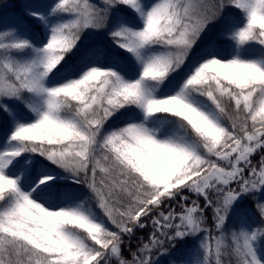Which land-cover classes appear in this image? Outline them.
<instances>
[{"label":"snow or ice","instance_id":"6c2138e0","mask_svg":"<svg viewBox=\"0 0 264 264\" xmlns=\"http://www.w3.org/2000/svg\"><path fill=\"white\" fill-rule=\"evenodd\" d=\"M24 15L0 16V264H264V0Z\"/></svg>","mask_w":264,"mask_h":264},{"label":"trees","instance_id":"16d2710c","mask_svg":"<svg viewBox=\"0 0 264 264\" xmlns=\"http://www.w3.org/2000/svg\"><path fill=\"white\" fill-rule=\"evenodd\" d=\"M33 0H0V16L4 15L6 19H14V18H22L28 25H30L35 33L39 32V26L36 24V22L32 19H29L24 15L25 7L26 5L32 3ZM214 35H210L207 39L214 38ZM105 42L104 40V34H100V39H93L86 44L89 46L97 43ZM42 159V158H41ZM257 162L254 159V163ZM141 233H138L140 235ZM133 244L135 245V241H133ZM127 255V253H125ZM167 257L162 258V264H167Z\"/></svg>","mask_w":264,"mask_h":264},{"label":"rangeland","instance_id":"374dc122","mask_svg":"<svg viewBox=\"0 0 264 264\" xmlns=\"http://www.w3.org/2000/svg\"><path fill=\"white\" fill-rule=\"evenodd\" d=\"M2 16H4V15H2ZM100 34H101V33L90 32L88 35H86V36L84 37L85 43H87V42H89V41H91V40H93V39H97V38L100 39ZM214 34H215L214 31H210V32L206 35L205 38H207V37L210 36V35H214Z\"/></svg>","mask_w":264,"mask_h":264}]
</instances>
